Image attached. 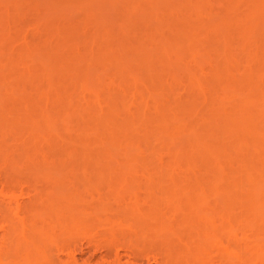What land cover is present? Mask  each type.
<instances>
[{
    "label": "bare ground",
    "instance_id": "6f19581e",
    "mask_svg": "<svg viewBox=\"0 0 264 264\" xmlns=\"http://www.w3.org/2000/svg\"><path fill=\"white\" fill-rule=\"evenodd\" d=\"M55 1L57 3L59 0H55ZM70 1L73 3L75 1L76 4L75 3L74 4L76 5L75 7L77 8V6L80 4H83L82 6H85L84 4L85 2H87L86 5L88 4L89 6L90 4L94 5L95 3H98L100 0H97L98 2L91 0L92 3L90 1L89 3L88 0H85V1L78 0L80 3L77 0H73V1L70 0ZM136 1H138L137 2V6H138V3H141L139 2L140 0H135V2H132V3H130L131 2L130 1L129 3L135 7L134 3H136ZM150 1L151 2L149 3V5L151 4L150 6L152 8L160 4L159 3L160 1H162L163 3L165 1L166 3L167 1H171V0H164V1L154 0L153 4H152V0ZM211 1L212 0H176L177 7H179V9L178 8L175 9L176 12L178 9V12L180 13H181L180 10L183 11L182 13L185 12V16H187L186 14H188V16L193 15L197 19H199V21H197L199 23L197 24L196 22V24L193 25L191 21L190 24L192 25H189L190 20L187 21L188 16L186 17L187 19L185 20L184 19L185 17L183 15V19L185 20L183 24L184 23L186 24V21H187L188 25L184 24V25L179 26L176 34L174 33L175 35H172L173 37H170L171 40L168 39V37L165 34H163L164 30H167V29L169 30L170 28V27H167L166 29L165 25L167 24V22L169 25H171L170 24L171 22L169 23L170 20L168 19L169 12L166 11L167 10L166 8L168 7L165 8L166 10H164V8L161 7V11H155L156 9L152 8L155 12L157 13L159 12L158 15L160 17H158L157 13H156L157 16L156 15L155 16L158 18H161V20L160 19H157V20H159L160 21L159 24H162L161 26L165 28L164 30L160 29L163 27L159 25L158 29L161 31L163 30V31L162 33L161 31L160 33H157L158 31L156 30L158 29L156 28L155 30L154 27L156 26H154L153 28L158 34L156 35L159 37V39L163 38L165 35L167 37V40H170L168 45L163 44L164 47L162 46L163 48H160L162 52H159V54H156L157 52L155 53L156 54L154 56L155 57L154 60H156L155 62H160L163 64V66L166 65L170 67L172 65L173 66L176 65V66H182L183 68L185 66H188V67L189 66H204L206 63L205 66H211L209 70L210 71L209 76L206 77L205 73L202 72L203 71L202 69V71L200 70V72L198 73H190V71L188 73L187 71V75H185L184 78L182 77L183 79L181 78L178 79V76L176 75L174 76V74L168 75L169 74L168 73L167 75L171 77V82L170 80L169 82L166 80L162 81L163 79L161 78L162 76H160V74L157 75L155 72H153V70L151 69L152 67L149 68L150 66H152L151 61L153 60H151V58H153L152 56L154 54L153 51H156V49L154 47H151L152 51L144 50L143 48L146 49L147 46L142 47L141 42L143 40L141 39L138 42H140L141 44L140 46L142 48L140 46L138 47L137 45L138 43H136L135 46L133 44L134 47L132 48L134 49L132 52L134 54L130 51L132 55L131 54L129 55V57H131L129 59L131 61L133 60L132 63L134 62V65L136 67L142 68L143 66L145 72L147 69H149L150 71L147 70L148 73L146 72L148 75H150L149 72H152L151 75L155 73L154 74L155 77L154 78L152 77L153 79L150 78L151 80L149 79V82L146 79L147 82L150 84V85L148 84L149 86L146 84L148 88H150V91L147 90L148 92L146 94L148 93L149 94L145 95V91H146L145 90L144 95H143L142 93L143 89L140 90L141 88L139 87L140 81L139 82L135 81L139 77L140 78L138 80L141 79L142 81L143 79H145L144 76L143 78H141L142 76L141 74H140L141 76H138L137 78L134 75L131 76L130 75L131 72H130L128 76L135 77L133 78V80L131 79L132 80L131 82H130V77L128 81L125 78L126 76H124V78L127 81L126 80L124 82L121 81L118 84L120 89L125 88V92L123 90V93L121 92L119 93V90L116 91L118 86L115 88V90L113 89L115 86V83L112 86L113 88L108 89L109 85L108 86L106 85V87H104V85L106 84V83L105 84L103 83L104 81L102 80L100 81L96 79L95 82L99 83L97 84L98 85L97 86L93 83L94 81L92 82L90 81L91 83L90 82L87 83V80L86 81L83 80V79H86L85 78L86 75H83L85 77L82 76L83 78L81 81L85 83L79 81L81 79L80 77L78 82H75V84L77 83V86L81 85L84 91L86 88L90 87L89 88L90 93H91L89 94L90 96L88 95L80 96L79 95L80 99L77 97L75 98L73 97L75 96L73 95V88H71L69 90H72V97H70L71 96L70 95L64 101V103L61 102L63 106H61L60 104L61 106L60 108L63 107V109H60V112L64 110L65 111V112L63 111L64 115L67 113L70 114L72 111L74 112L81 111L88 117L90 116L89 118H91V120L89 121L90 123L86 125L87 128L84 129L82 126L81 127L83 128V130L79 128L80 134L79 132H77L78 130L77 131L75 130L76 133H73L76 135L79 134L77 135L76 141H74L73 139L70 140L69 139L70 137L69 138L61 137L59 136V134H57L58 130L56 131V129H58V126H59L57 125V122L59 121L58 124L62 122V124H65V126L67 122V126H68V121H67L68 118H66L68 117V114L65 116L60 114V116H58L59 117L58 119L60 120H56L57 114H59L60 112L52 114L53 111L51 112V110L50 111L47 110L48 108L47 105L44 106L46 102L45 103L43 102L44 107L42 106L39 107L40 111H35L36 113L33 112L34 111L32 110L33 108L30 107L29 110L30 109L32 110V111L30 110L31 112H33L32 114L31 112L27 110V106L34 104L35 101L34 103L30 102V105H29V102H27L28 100L24 101L25 99L21 98L23 99L24 103L23 102L22 103L24 105L25 103H27L26 104L27 106L25 105L26 106L25 110H23V108L19 109L13 106L10 112L14 116H11L10 112H7V115L9 114L8 115L9 118L10 116L15 118L18 125L19 124L21 125V127L20 125L18 126V128L20 127V129H18L20 138H24V139H27L29 142L32 141L31 143H35V147H37L36 148L37 150H39L38 148L40 146H42L44 151L47 149L43 145H41V142L43 140H44L43 142H45L47 145L50 143V142L48 143L49 139H50L49 141L53 140V142L51 143H54L55 140L56 141L58 139L62 140L64 138V141H62L63 143L66 141L65 142L66 145L63 144L64 145L63 152H64L66 151L65 149L66 146L70 145L68 144V142L74 141V142H77V143H74L75 146L77 145L76 146L77 149L75 147L73 148L75 149V151L74 150L72 151L73 152L72 155H75L74 152H77V150H79V152H82L83 157L82 155H80L81 158L85 157L84 161L81 159L82 163H84L85 165L86 164L92 165V167H94L97 172L98 170H100L99 173L95 171V173H97L99 178H102L100 176H103L104 172L108 171V169L111 168V164L114 163V166H118L117 168L120 167L119 169L115 171V173L121 174L122 173L121 171L123 170L124 173L122 174L124 176L121 174V177L125 181H127L128 176H129L128 172H130L134 166L135 167L138 166V167H141L142 171H144L143 173H145L144 175H145V178L147 179V185L145 188L146 196L143 198L144 199L143 202L145 204L144 208L138 206V204L135 203L136 200L135 201L130 200L131 203H129L130 201H127L128 199L126 200L124 198L123 193H121L119 190L118 191L110 190L111 188L107 191L108 193L107 192L105 193L104 191H103L104 193L103 192L101 193L100 192L101 190H98V188L95 189L96 190L95 192H97L96 194L98 196L97 197L98 203L95 206H89L88 205L89 203L86 202L85 200V196L81 195L84 192L83 193L79 192L78 189H76L75 187H74L75 190L74 188L72 190V188H70L67 184H64L65 183L64 181L63 183L61 182L63 180V179L61 180L60 178L61 176L56 177L53 174H50L51 171L49 170H51L53 166L50 168L51 165L48 162L46 163L44 162L47 165L49 164L48 165L49 170L47 168H43V170L45 171L43 173L45 174L44 177L47 178L48 180L49 179L52 180V182L55 178L49 193L40 192L37 184L36 185L28 184L27 182L29 181L27 180L26 183L29 185L27 194L30 196L31 201L28 202V204L24 203L25 205L24 204L21 205L17 201L16 196L14 194H9L8 196V189L2 188L0 190V194L6 197L5 200L0 199L1 200L0 201V218L2 220V223L5 224L7 228L5 232L0 236V264H58L59 260L55 259L51 255V251L53 247L58 246L60 244L66 245L65 243H67L69 238L72 237V234L74 235L76 232L77 233L80 232V230L83 233L86 231L90 233L91 230H94L95 228L103 224L109 225L110 229L107 232L108 237L112 239H116V238L123 239L126 249L130 250V252H133L136 244L140 243L141 238L147 237L149 238V240L150 239L152 240L157 237L162 238L163 240H161L160 247L163 252V255H162L163 264H212L214 261H217L219 264H264V254L259 255L258 253H256L257 249L261 247L257 234H253L251 236H248L246 234V236H242L240 238H236V237L228 238L227 242L234 241L236 243V246L233 249H230L229 245H227L228 243L225 242L224 240V237L227 234H229L231 230H234L233 228H235L236 225L238 226L241 224H245L248 226L250 224L254 225V223L258 222L259 224L258 229L262 228L264 230V45H263L264 39H261V41L258 40V42L255 43L257 41L256 40L257 37L253 36L256 34V33L253 34L254 32L253 30L257 29L258 27L262 29L261 31L258 28L260 32H263V35H264V0H220L218 6L217 5L215 6L217 8H215L214 5L211 4ZM154 2L157 4H155ZM63 3L65 4V1L64 2L61 1V4ZM171 3L173 2L171 1ZM61 4L59 6H61ZM130 4L129 5L127 4L126 7L131 6ZM168 4L170 3L168 2ZM133 6H131V8ZM172 6L171 8L170 7L169 8L173 10L174 8ZM162 8H163V11H162ZM134 9L137 10V8H134ZM134 9L132 10L131 13H133ZM164 11H166V13ZM87 12L89 11H86V14ZM22 13L24 12H20V14ZM123 13L125 14V12ZM182 13L180 15H182ZM125 17L126 18L121 17V20L123 18L124 22L125 20L129 19L127 18V15ZM177 18L178 16L176 17V19ZM48 20H51V19H48ZM178 21H182V20L180 19ZM39 22H41V20H39ZM43 22H45V20L42 21V24L44 25ZM72 22L73 21H71V23ZM135 23H136V20H135ZM40 24L38 25L41 26L42 24L41 25ZM104 26L102 25L101 27L102 30L105 27H107V30H108L109 24L108 26L107 25L105 27ZM58 27L60 28L61 26L59 25ZM126 27L128 29L130 28L128 27V25ZM126 27L125 29H127ZM175 27H177V25ZM88 28L90 27L88 26ZM43 29H46V27L44 26ZM119 29H121V27ZM102 30H97V33H95L96 36H98L99 34L101 35L100 39L98 38L99 36L97 37L99 39V42L102 41V39L103 41H105L104 39L106 37L102 38V36L107 35V34L108 35L106 39L108 38L111 39L110 37L112 36H114L115 38L114 37L113 38L116 39V36L112 35L115 33L110 32L111 36H109L110 34L108 33V31H106V28L104 30V32L106 33H104ZM134 30H136V28ZM47 31L49 32L51 30L47 29ZM79 31L80 30L76 32L78 33L77 34L78 36L80 33ZM121 31L119 33H121ZM123 31H124L125 37L127 35H130L128 33L127 35H125L126 34L125 30ZM126 31L128 32V30ZM71 32L73 31L70 30L69 32L72 35L71 40H73L72 37L76 38L77 35L73 34L74 32L73 33ZM84 32L85 30L82 31L83 35H84ZM100 32H103L104 35L103 33H100ZM135 32L136 31H134V34ZM55 33L57 34L58 32H55ZM90 33L91 32H89V34ZM171 33L173 34V32ZM122 34L123 33L118 34V35H122ZM132 34L133 32H131V36ZM0 35L2 36V34ZM87 35L88 34L86 33L85 36L81 35L82 37L81 36L80 37L81 39L85 40L84 38ZM51 36L49 35V37ZM58 36H61V35L58 34ZM78 36L76 39L79 38ZM122 36L119 39H122L124 37ZM157 36H154L155 41H156V38H158ZM89 37L90 36L88 35V39ZM126 38L128 39V37ZM126 38H124L125 41H123L125 43L127 41ZM147 38L149 39V37ZM66 39L68 41V38ZM152 40H150V43L152 42ZM86 41H87V37H86ZM262 41H263L262 44L259 43ZM71 42H75V41H71ZM81 42L82 44H84L85 41L84 42L81 41ZM90 42L91 41L89 40V43ZM162 42L160 43L162 44ZM204 42H206V46H204ZM100 44L102 45V43ZM122 44L123 43H121V45ZM64 45L65 46L61 45V47H63L62 50L65 49L67 46L66 43ZM85 45H87L86 42L84 46ZM94 45L95 46L97 45L96 48L98 46H99L98 48H100V45H98V43H95ZM71 46L72 45H70V47L67 46V48L68 47L72 49L76 48V46L74 45H73L74 48ZM93 46L91 45V47ZM126 47L127 46H125V49ZM67 48L66 50L68 51L69 49ZM115 48L113 47L114 50H116ZM122 48L124 50V47ZM77 49H78V46H77ZM119 49L121 48L119 47ZM50 50H54V49H50ZM90 50L92 49L90 48ZM108 50L110 51H108L107 53L112 52L111 49H108ZM212 50L215 51V58L212 55L214 53V51ZM97 51L95 52L99 53V51L98 52ZM208 51L209 53H211L210 55ZM77 52H78L77 55L76 53L71 54V55L77 59V62L79 64V61H81L82 58L79 55L80 53L78 50ZM80 52L82 53V50ZM25 54H26V51H25ZM67 54L69 55V53ZM113 54L114 52H112L111 55L109 56H113L112 57L113 59H116L119 61V58H117V56H114V55H117L118 52L117 54H114V55ZM200 55L202 56V58L203 57L205 58L203 59L204 64L203 63L201 64L199 63L200 61H197L199 59V58L197 59V57L198 56L200 57ZM27 56L25 57L27 58ZM62 56L63 54L61 55V57ZM83 56L84 55H82V57ZM208 56H211L212 60H210L211 58ZM112 58H109V59H112ZM91 59H92V56H91ZM68 60H71V59H68ZM24 61H22L23 64L24 63L26 64V62ZM75 61L73 60L70 62L72 63L74 62V64H77V62ZM83 61H85V59ZM103 61L105 63L107 62V60H105L104 58H103ZM108 61H111V63H113L112 60H108ZM131 61L129 62L131 63ZM70 62L67 61V63H70ZM104 62H102L103 65H104ZM155 62H153V64ZM46 63H49V62H46ZM40 65H42L43 68H45L46 66L43 64H40ZM53 65L54 64L52 63V66ZM108 65H110L109 62H108ZM155 65H158V64L155 63ZM74 66L75 65H73V67ZM77 66L75 68L69 67V69H71V71L73 70L75 71ZM122 66H124V63L122 64ZM233 66L234 67L240 66V68L241 66L242 67L246 66V68L244 69H247V67L249 68L250 66H253L255 73L251 70V68H249L248 71L245 72L246 73L245 76L247 75L248 72L249 73L253 72V74L255 75L254 79H253L254 75L251 74L253 76H250L249 78L248 75L250 74L248 73L247 77L244 76L245 80H241L240 78L238 82L234 81L235 82L234 83L233 82L234 80ZM189 69L191 70V67H189ZM199 69H201V67ZM43 71H45V69H43ZM68 71L69 70H66V72ZM77 71L75 72V74L77 73L76 78H77L78 73H80ZM160 71L158 70L157 73H160ZM185 71H186L185 69L184 71L182 70L183 73H185ZM82 72H83V69H82ZM162 72L164 73V76H165L166 72L163 70ZM240 73L238 74L244 75ZM50 74L51 73L45 74L47 76V78L45 79H47L46 81L48 85L46 89L49 86L52 88V86L54 85L52 82L54 78H48ZM80 75H82V73H80ZM123 75L122 74L119 75L117 73L118 77H121ZM225 75L228 78L231 77V79L233 80L232 81L228 80V78ZM158 76L161 79H159ZM57 77L55 80H57ZM237 78L238 77H236V81L238 80ZM246 78H249L250 80ZM49 79H53V80L52 81L50 80L48 82ZM73 79L75 78L73 77ZM77 79L75 80L77 81ZM67 81L69 85H71L69 82V79ZM79 82L81 83L80 85L78 84ZM71 83H74L72 82V79H71ZM89 83L93 84V86L90 85ZM117 83L118 82H116V85ZM120 83L122 84L121 87H120ZM143 83L145 82H142L141 84ZM236 83L238 84L235 85ZM88 84H89L88 87L83 88L84 86H87ZM126 84L129 86H127ZM123 85L127 86V88L124 87ZM143 85H140V86H143ZM179 85L183 86L180 88L182 90L180 91L178 90L176 92V90L178 89L176 87L174 91L173 89L175 87L173 86L179 87ZM57 86L56 87L54 86V91L56 92V94L59 93L57 92L58 90ZM81 86L79 90L81 89ZM50 87L47 90H50V94H52L51 93L52 90ZM73 87L75 88V85ZM102 88L103 89L107 88L108 90H111L109 91V95L107 94L108 97L106 99H104V97L102 96L106 92L104 93L102 92L101 94V91H103ZM63 90H65V88ZM79 90L77 89V91ZM87 91L88 89L86 90V93ZM75 94L77 96L79 93L78 94L75 93ZM28 97L30 98V96ZM31 98H34V96L31 95ZM62 98H64L63 95H62ZM99 98H100V101H104V103L102 102V104L104 105L101 104V102L99 101ZM21 99L19 101H22ZM45 101L49 102V100L47 99ZM56 101H59V99L58 100L56 99ZM36 102L38 103L37 100ZM51 102H54V101H50V103ZM0 103H1V99H0ZM17 103L18 105H20L19 102ZM150 104H152L151 108L149 106ZM13 105H15V103ZM46 106L47 108L45 109ZM105 106L109 108L107 109ZM103 107L109 110L110 112L109 111L105 112L106 109L104 110ZM95 109L97 111H95ZM93 112L94 113L99 112V114H94ZM82 117H85V116L82 115ZM193 117L195 119H193ZM89 118L87 119L89 120ZM0 119L2 120V122L5 120L7 121V119L3 120L1 115H0ZM9 120H11V118ZM82 120L84 119L82 118ZM14 123L15 125L17 124L16 122ZM220 125L224 126L226 130L222 131L220 129V131L222 132H219L218 131L219 128L222 127V126L220 127ZM42 126L45 127L46 131L41 129ZM215 126L216 127L218 126L217 130ZM72 127H71L72 130L70 129V131H73L74 129H78L76 127L73 129ZM67 129H69V127H67L64 130L66 131ZM119 131L121 133L123 132V134H120ZM116 132H118V134ZM89 136H92V138ZM105 137L108 138V140H110V142L109 143L107 142V144L105 141L106 140ZM176 139H179V140L181 139L182 142H184L185 140V143L182 144L181 140L178 142V140ZM57 142H55V144ZM104 142L106 144L105 147L109 145V149L116 148L118 150L117 151L115 149L117 151L116 153L117 154L119 153V155L121 156L120 157L117 155L118 157L121 158V160L119 158V160H116L113 162V161H110L104 158L103 153L106 155V152L108 154L110 151V150L108 151L106 150L108 149V147L105 148L104 152L102 150L103 153L99 152L103 156L100 155L96 151L99 149L98 147L99 145L104 147ZM3 143L4 142H2V144ZM38 143H40V145ZM176 143L177 144L180 143L181 145L178 144L176 146L175 145ZM60 144L61 142L56 145L61 146L62 144L61 145ZM89 145L90 146L92 145V147L94 146L93 148H95V146L98 148H95V151H94V149L91 148ZM117 147H119V149ZM42 148H40L39 151H43ZM144 148L147 149L148 152L147 150L143 151ZM48 149L47 151H50V152L52 151L53 153L54 151L53 147L51 148L53 150L51 149L48 150ZM114 149H112L111 153L115 154ZM71 150L69 151L71 152ZM91 150L93 151L90 152ZM31 151L34 152L36 150L33 151V148H32ZM31 151L29 150V151H26V153H24L25 154L24 160H21L22 158H24V156H22L23 154L22 153L20 154L21 155L20 160L13 159L12 157H8L4 159L2 163L5 168H11V167L13 168V166L20 168L22 166L25 167L26 165L29 166V168L30 166H33V168L38 167V165H41V164L38 160L36 161L30 158L31 156L33 158ZM27 152L30 153L31 155L29 156ZM41 153L40 155H42L44 152L42 154ZM68 153L69 152L67 151L66 155ZM86 153L87 155H85ZM145 153L147 154L145 155ZM163 154L168 156L167 158L168 160L166 159L165 161V158H164L165 155L163 157ZM35 155L36 157H38L37 154ZM48 156L50 155L48 154ZM72 157L73 156H69V158H72ZM62 162L63 160H61V163L58 162V164L59 163L61 164V167L63 165ZM41 163L43 164V161ZM51 163H53L54 165V162L52 160H51ZM55 163L56 165H58L57 161H55ZM82 163L81 165H83ZM83 166L81 167L83 168ZM55 167L57 166H54V168ZM121 168L122 170H120ZM199 171H202L204 175L207 174L208 177H204L202 175V172H199ZM200 173L202 176L199 175ZM99 174H103V175H99ZM195 174H198L199 177L195 176ZM132 176L133 175L130 174L129 177H131L132 179L133 178ZM56 178L60 179L61 181ZM18 179L20 178L18 177ZM18 179L16 177L14 180H11L10 185H11V189H17L21 191L20 184L22 183L19 182L21 179L20 180ZM35 180H32V181L35 182ZM63 184L65 185L66 188L69 187L71 190H69L68 188V189H65L66 190L65 192L64 190L65 187ZM76 190L78 192H76ZM55 192L57 193L56 196L54 194ZM135 193L133 194L135 195ZM90 194L92 195V193ZM109 200H112L113 203H117V204L120 203L121 205L118 207H114V208L110 207L107 209V207L105 206V202L106 201L108 202ZM125 200L127 202H125ZM114 216L116 218H113ZM54 226L60 227V228L65 227L63 228V230L65 229L64 231L66 234L63 233L64 231H62V233L60 234L61 236L51 235L50 230H51V227H54ZM209 227H212V228H209ZM117 228H119L120 230L119 232L116 231ZM129 234H133L134 239L128 238L127 236ZM214 250L222 252L219 254V257L216 259H214V257L211 255V251H214ZM68 263L71 264L72 262L69 261Z\"/></svg>",
    "mask_w": 264,
    "mask_h": 264
},
{
    "label": "rangeland",
    "instance_id": "374dc122",
    "mask_svg": "<svg viewBox=\"0 0 264 264\" xmlns=\"http://www.w3.org/2000/svg\"><path fill=\"white\" fill-rule=\"evenodd\" d=\"M61 1H65V4L63 3V4H61ZM67 1H68V3L70 2V3H72V4H68L67 3ZM73 1V0H72ZM78 1V0H77ZM85 1V0H84ZM91 2V0H88V2ZM95 2L97 1V0H94ZM103 1V2H102ZM100 0L98 3H95V2H93V3H95L94 5H89L88 6V4L86 5V3L87 2H85L84 4H85V6H82L83 4H80V5H78L77 6V8L75 7L76 5V3H75V1H74V3L73 2H71L70 0H59L57 3H56V1L55 0H52V1H50V0H10V1H8V0H0V34H2V36L0 35V99H1V103H0V115H1V117H2V119L4 120V119H7V121L5 120V121H3L2 122V120L0 119V141H1V143H0V190L2 189V188H4V189H8V196H9V194H14L15 196H16V199H17V201L19 202V204H28V202H30L31 200H30V196L27 194V191H28V189H29V185L28 184H32V185H36L37 184V186L39 187V190H40V192H42V193H45V192H50V190H51V186L53 185V182H54V180H55V178H54V180H53V182H52V180H48L47 178H45L44 177V175L45 174H43L45 171L43 170V168H49L48 167V165L50 164L51 166H50V168L53 166V168H54V166H57V167H55L54 169L52 168L51 170H49V171H51L50 172V174H53L54 176H61L60 178H61V180L60 179H58V178H56V179H58V180H60L62 183H63V181L65 182L64 184H67L70 188H72V190H73V188L75 187L76 189H78V191L79 192H84L83 194H81V195H83V196H85V200H86V202H88L89 204V206H95L97 203H98V196H97V192H95L96 190L95 189H97L98 188V190H101L100 192L102 193L103 191L106 193L110 188V190H119L121 193H123V196H124V198L127 200V201H135L136 200V204H138V206H140V207H142V208H144L145 207V204H144V197L146 196V193H145V188H146V185H147V179L145 178V173H143L144 171H142V168L141 167H133L132 169H131V171L130 172H128V175L130 176V174H132L133 176V178L131 179V177H129L128 176V179H127V181H125L122 177H121V174L122 173H124L123 172V170H122V168L120 169V170H122L121 172V174H118V173H115V171L117 170V169H119V168H117L118 166H114V163H112L111 164V168L110 169H108V171H106L107 170V168H106V172H104V175L103 174H99V175H103V176H100V177H102V178H99V176L97 175V173H99L100 172V170H98V172L96 171V169L94 168V167H92V165H85L84 163H82V160L84 161L85 160V157L84 158H81V156L80 155H82L83 153L82 152H79V150H77V152H74L75 153V155H72L73 154V150L75 151V149H73L74 147L77 149V145L75 146V144L74 143H77V142H74V141H76V138H77V135H79L80 134V131H79V128H81V130H83V128L85 129V128H87V126L86 125H88V123H90L89 121L91 120V118H89L87 115H85L83 112H81V111H72L70 114H68L67 112V114H68V117H66V118H68L67 119V121H68V126H67V122H66V126H65V124H62V122H60L59 124H58V122L56 121V120H60V119H58L59 117L58 116H60V114H62V115H64V113H63V111L64 110H62L61 112H60V109H63V107L62 108H60L61 106H63L62 105V103H64V101L70 96V97H72V90H69V89H71V88H73V95H75V96H73V97H77V98H79L80 99V96H90L89 94H91L90 93V90H89V88H86L85 89V91L82 89V86L80 85L81 83L80 82H83V81H81L82 80V78L83 77H85V76H83V75H86V79H83V80H87V83L88 82H92V81H94L93 83L95 84V85H97V84H99V83H96L95 81H96V79H98V80H102V81H104L103 83L105 84L104 85V87H106V85L108 86L109 85V87H108V89L110 88H113L112 86H113V84L115 83V86H114V90H115V88L118 86V88H119V82H124L126 79L129 81V77L130 76H128L129 74H130V72H131V76H135V77H137L138 78V76H141V78H143V76H144V78L145 79H143L142 81H141V79L140 80H135V81H140V83H139V87L141 88L140 90H142L143 92V95H144V91H145V95H148V94H146L148 91H150V88H148V86L150 85L148 82H149V79L151 78V79H153L155 76H154V74L156 73L157 75L158 74H160V76H162L161 78H163L162 79V81H168L169 82V80H170V82H171V77H169L168 75H171V74H174V76L176 75V76H178V79H183L184 77H185V75H187V71H188V73H189V71H190V73H198V72H200V70L202 71V69H203V71L202 72H204L205 73V76L207 77V76H209V73H210V67L211 66H205L206 65V63H205V65L204 66H189V67H191V70L189 69V67L188 66H185L184 68L182 67V66H176V65H172V66H170V67H168V66H163V64L162 63H160V62H155L156 60H154V56L156 55V54H159V52H162V50L160 49V48H163L164 47V45L163 44H165V45H168L169 44V41L171 40V38L170 37H173L172 35H175L176 34V32H177V29H178V27L179 26H181V25H184L183 24V22H185V20L188 18V20L187 21H189V25H195L196 24V22L197 21H199V19H197L195 16H193V15H190V16H188V14H186L187 16H185V12L184 13H182L183 11L182 10H180L181 11V13H182V15H180L181 13L180 12H178V9H179V7H177V4H176V0H171L173 3H171V1H167L166 3H165V1H164V3L162 2V1H160L159 3L160 4H158V5H156L155 6V4H157V3H155L154 4V6L155 7H152L153 9H156L155 11H161V7H163L164 8V10H166V11H168L167 13H168V19L170 20L169 21V23L171 24V25H169L168 24V22H167V24L165 25V27H166V29H167V27H170L169 28V30L171 31V32H173V34L167 29V30H164L165 28L163 27V26H161L162 24H159L160 23V21L159 20H157V19H160L161 20V18H158V17H160L158 14H159V12L157 13V12H155L152 8H151V4L149 5V3L151 2L150 0H140L139 2H141V3H138V6H137V2L138 1H136V3H134L135 4V7L132 5V4H130V3H132V2H135V0L133 1V0ZM145 1H147V2H145ZM153 1L154 0H152V4H153ZM156 1V0H155ZM219 1L220 0H212L211 1V4H213L214 5V7L217 5L218 6V4H219ZM79 2V1H78ZM77 2V3H78ZM89 2V3H90ZM128 2V3H127ZM130 2V3H129ZM168 2L170 3V4H168ZM175 2V3H174ZM212 2H214V3H212ZM218 2V3H217ZM80 3V2H79ZM92 3V2H91ZM129 5H131V6H133L134 8H137V10L136 9H134L133 7V9H134V11H133V13H131L132 12V8H131V6H127L126 7V5L127 4ZM143 3V4H142ZM145 3V4H144ZM61 4V6H59ZM74 4V5H73ZM142 4V5H141ZM166 4V5H165ZM174 4H176V5H174ZM56 5V6H55ZM121 5V6H120ZM145 5V6H144ZM163 5V6H162ZM169 5V6H168ZM174 8L173 10L172 9H170L171 8V6ZM127 8H125V7ZM153 6V5H152ZM157 6H159V7H157ZM165 6V7H164ZM175 6V7H174ZM179 6V5H178ZM141 7V8H140ZM166 7H168V8H166ZM170 7V8H169ZM122 8V9H121ZM163 8H162V11H163ZM166 8V9H165ZM176 8H178L177 9V12H176ZM215 8H217V7H215ZM122 10V12H121V10ZM151 9V10H150ZM160 9V10H159ZM170 9V10H169ZM127 10V11H126ZM131 10V11H130ZM136 10V11H135ZM175 10V11H174ZM85 11V12H84ZM86 11H89V12H87V14H86ZM92 11V12H91ZM120 11V12H119ZM138 11V12H137ZM166 11H164L165 13H166ZM14 12V13H13ZM20 12H24V13H22V14H20ZM83 12V13H82ZM123 12H125V14L123 13ZM176 12V13H175ZM149 13V14H148ZM154 13V14H153ZM156 13H157V15H158V17H156L157 15H156ZM90 14V15H89ZM121 14V15H120ZM134 14V15H133ZM172 14V15H171ZM177 14V15H176ZM179 14V15H178ZM86 15V16H85ZM127 15V18H129L128 20H125V22H124V19L123 18H126L125 16ZM154 15V16H153ZM156 15V16H155ZM176 15V16H175ZM183 15H184V19H183ZM53 16V17H52ZM55 16V17H54ZM84 16V17H83ZM178 16V18L176 19V17ZM182 16V17H181ZM191 16H192V18H191ZM12 17V18H11ZM59 17V18H58ZM121 17H123L122 18V20H121ZM155 19H154V18ZM167 17V16H166ZM170 17V18H169ZM187 17V18H186ZM62 18V19H61ZM88 18V19H87ZM119 18V19H118ZM151 18H152V20H151ZM174 18V19H173ZM190 18V19H189ZM196 18V19H195ZM48 19H51V20H48ZM54 19V20H53ZM59 19V20H58ZM150 19V20H149ZM168 19H166V20H168ZM182 20V21H178V20ZM18 20V21H17ZM39 20H41V22H39ZM45 20V22H43L44 23V25L42 24V21H44ZM84 20V21H83ZM93 20V21H92ZM135 20H136V23H135ZM155 20V21H154ZM184 20V21H183ZM57 21H61L60 22V24H59V22H57L61 27L59 28L58 26V24L56 23ZM63 21V22H62ZM71 21H73L72 23H71ZM80 21V22H79ZM118 21V22H117ZM120 21V22H119ZM132 21H134V22H132ZM142 21V22H141ZM149 21V22H148ZM154 21V22H153ZM176 21H178V22H176ZM186 21V24L185 25H188V22ZM192 21V24H190V22ZM195 21V22H194ZM55 23V25H54V23ZM65 22V23H64ZM100 22V23H99ZM122 22V23H121ZM128 22V23H127ZM131 24H130V23ZM144 22H145V24H144ZM156 22H158V23H156ZM173 22V23H172ZM36 25H35V24ZM42 25H41V24ZM53 23V24H52ZM68 25H67V24ZM71 23V24H70ZM84 23V24H83ZM91 23V24H90ZM148 23H149V25H148ZM175 23H176V25H177V27H175L176 25H175ZM182 23V24H181ZM199 22H197V24H198ZM38 24H40L41 26H39ZM56 24H57V26H56ZM75 24V25H74ZM88 24V25H87ZM104 24H105V26L107 25L108 26V24H109V27H108V30H107V27H105L104 26ZM135 24V25H134ZM137 24V25H136ZM155 24V25H154ZM38 25V26H37ZM47 25H48V27H47ZM82 25V26H81ZM102 25L106 28V31H108V33L110 34V32H112V33H115V34H112V35H115L116 36V39H114L115 37L114 36H112V37H110L111 39H106L107 38V35H104V33H106V32H104V30H105V28H103V30H102ZM112 25V26H111ZM119 25V26H118ZM128 25V27H130L129 29L126 27ZM132 25V26H131ZM161 26V27H163V28H160V29H163L164 30V32H163V34H165L167 37H168V39H170V40H167V37L164 35V37L163 38H161V39H159V37L157 36L158 34L157 33H160V31L161 30H159L158 28V26ZM175 25V26H174ZM46 27V29H43V27ZM55 26V27H54ZM64 26V27H63ZM85 26V27H84ZM88 26L90 27V28H88ZM152 26V27H151ZM154 26H156V27H154ZM77 27V28H76ZM121 27V29H119ZM125 27L127 28V29H125ZM138 27V28H137ZM142 29H141V28ZM144 27V28H143ZM149 27V28H148ZM151 27V28H150ZM155 28V30H156V28L158 29V30H156V31H158L157 33H156V31L154 30V28ZM175 27V28H174ZM50 28V29H49ZM66 28V29H65ZM74 28H76V29H74ZM100 28V29H99ZM124 28V29H123ZM136 28V30H134ZM259 28V27H258ZM255 29V30H253L254 32H253V34L254 33H256L255 35H253L254 37H257L256 38V40H254V41H256L255 43H257L258 42V40H260L261 41V39H264L263 38V32H260V30L262 31V29L261 28H259V29ZM47 29L48 30H51V31H47ZM53 29V30H52ZM61 29V30H60ZM71 31H73V32H71V33H73V34H75V35H77L78 33H76V32H78V30H80L79 32L81 33H79V38L78 39H76L77 38V36H76V38H74V37H72L73 38V40H71V34L69 33L70 32V30ZM81 29H82V31H84L85 30V32H84V35H83V33H82V31H81ZM92 29V30H91ZM95 29H96V31H95ZM125 30V35H127V33L128 34H130V35H127L126 37H128V39L124 36V31L123 30ZM146 29V30H145ZM150 29V30H149ZM4 30V31H3ZM44 30V31H43ZM64 30V31H63ZM67 30V31H66ZM91 30V31H90ZM97 30H102L103 32H100V33H103V35L104 36H102V38L103 37H106L104 40L105 41H103V39H102V41H100L99 42V39H100V37H101V35L99 34H97L98 36H96V34L95 33H97ZM111 30H113V31H111ZM119 30V31H118ZM122 30V31H121ZM126 30H128V32L126 31ZM148 30H149V32H148ZM162 30V31H163ZM47 31V32H46ZM53 31V32H52ZM95 31V32H94ZM116 31H117V33L118 34H121V33H123L122 35L124 36H122V35H118L117 33H116ZM121 31V33H119ZM134 31H136L135 32V34H134ZM140 31V32H139ZM144 31V32H143ZM162 31H161V33H162ZM55 32H58L57 34L55 33ZM89 32H91L90 34H89ZM99 32V31H98ZM131 32H133V34H132V36H131ZM142 32H143V34H142ZM151 32V33H150ZM154 32V33H153ZM166 32V33H165ZM52 33H54V34H52ZM69 33V34H68ZM86 33L91 37H89V39H88V35L86 36L87 37V41H86V37L84 38L85 40H83V39H81V37L82 36H85L86 35ZM138 33V34H137ZM152 35H150V34ZM171 33V34H170ZM175 33V34H174ZM261 33V34H260ZM58 34H60L61 36H58ZM92 34H94V35H92ZM118 36H117V35ZM137 34V35H136ZM157 34V35H156ZM4 35V36H3ZM49 35L51 36V37H49ZM53 35H54V37H53ZM55 35H57V36H55ZM64 35V36H63ZM82 35V36H81ZM136 35V36H135ZM141 35V36H140ZM263 35V36H262ZM26 36V37H25ZM46 36H48V37H46ZM70 36V37H69ZM74 36V35H73ZM81 36V37H80ZM93 36V37H92ZM109 36H111V34L109 35ZM108 36V37H109ZM123 37L122 39H119L120 37ZM140 36V37H139ZM154 36H157L158 38H156V41H155V37ZM253 36H252V38H253ZM260 36V37H259ZM24 37V38H23ZM62 37V38H61ZM99 39H98V38ZM114 37V38H113ZM135 37V38H134ZM138 37H139V39H138ZM147 37H149V39L147 38ZM203 37V36H202ZM60 38V39H59ZM66 38H68V41H67V39ZM70 38V39H69ZM114 40H113V39ZM118 38V39H117ZM124 38H126V43L125 42H123V41H125L124 40ZM151 38V39H150ZM154 38V39H153ZM45 39V40H44ZM58 39V40H57ZM66 39V40H65ZM130 39V40H129ZM137 39V40H136ZM143 40L142 42H141V44H142V47L143 46H147V48L145 49V48H143L144 50H149V51H152V49H151V47H154L155 49H156V51H153L154 52V54L152 55L153 56V58H151V60H153V61H151L152 62V66H150L149 68H151L152 70H153V72H155V73H153L152 75H151V73L152 72H149L150 73V75H148L147 73V70L148 71H150L149 69H147L146 70V72H145V70H144V68H143V66H142V68L141 67H136L135 65H134V62L132 63V61L129 59V58H131V57H129V55L131 54V52L133 51V49L134 48H132V47H134L135 45H136V43H138L137 45H138V47L141 45L140 44V42H138V41H140V40ZM145 39V40H144ZM147 39V40H146ZM153 39V40H152ZM165 41H164V40ZM77 40V41H76ZM89 40L91 41L90 43H89ZM150 40H152V42L150 43ZM159 40V41H158ZM162 40H163V42H162ZM60 41V42H59ZM66 41V42H65ZM71 41H75V42H71ZM81 41H85L86 42V44L87 45H85L84 46V44H85V42H84V44H82V42ZM107 41V42H106ZM110 41V42H109ZM119 41H120V43H119ZM147 41V42H146ZM155 41V42H154ZM167 41V42H166ZM264 41V40H263ZM263 41L262 42H259V43H263ZM49 42H50V44H49ZM69 42H71V43H69ZM77 42V43H76ZM116 42V43H115ZM132 42V43H131ZM145 42V43H144ZM160 42H162V44L160 43ZM53 43H55V44H53ZM63 43V44H62ZM66 43V45L67 46H69L70 47V45H72L71 47H73L74 48V46H76V48H74V49H72V48H67V46H66V48L67 49H69L68 51L66 50V48L65 49H63L62 50V48L63 47H61V45L62 46H65L64 44ZM75 43V44H74ZM92 43V44H91ZM95 43H98V45H100V48H96V46L94 45ZM100 43H102V45L100 44ZM104 43V44H103ZM105 43H106V45H105ZM109 43V44H108ZM121 43H123L122 45H121ZM148 43V44H147ZM158 45H157V44ZM49 44V45H48ZM68 44H70V45H68ZM77 44V45H76ZM133 44H134V46H133ZM58 45V46H57ZM74 45V46H73ZM91 45L93 46V47H91ZM116 45V46H115ZM124 45V46H123ZM160 45V46H159ZM264 45V44H263ZM37 46V47H36ZM77 46H78V49H77ZM83 46V47H82ZM107 46V47H106ZM110 46V47H109ZM125 46H127L126 47V49H125ZM163 46V47H162ZM204 46H206V42H204ZM203 46V47H204ZM39 47V48H38ZM51 47V48H50ZM59 47H60V49L62 50H60L59 49ZM112 47V48H111ZM113 47L116 49V50H114L113 49ZM119 47L121 48V49H119ZM122 47H124V50H123V48ZM130 47V48H129ZM141 47V46H140ZM141 47V48H142ZM148 47H150V48H148ZM166 47V46H165ZM37 48H38V50H37ZM46 48V49H45ZM90 48L92 49V50H90ZM102 48V49H101ZM118 48V49H117ZM129 48V49H128ZM131 48H132V50H131ZM154 48H153V50H154ZM35 49V50H34ZM50 49H54V50H50ZM59 49V50H58ZM82 50V53L80 52L81 50ZM84 49H86V50H84ZM94 49V50H93ZM96 49V50H95ZM100 49V50H99ZM104 49V50H103ZM108 49H111L112 50V52H114V54H117V52H118V54L117 55H114V56H117V58H119V61L118 60H116V59H113L112 57L113 56H109V55H111V53H107L108 51H110V50H108ZM58 50V51H57ZM74 50V51H73ZM77 50L79 51V55L81 56V61H79V59H78V61H79V64H78V62H77V59L76 58H74L71 54H75L76 53V55L78 54V52H77ZM99 51V53H96L95 51ZM119 50V51H118ZM126 50V51H125ZM25 51H26V54H25ZM66 51V52H65ZM76 51V52H75ZM89 51V52H88ZM97 51V52H98ZM101 51V52H100ZM117 51V52H116ZM131 51V52H130ZM212 51H214V50H212ZM120 52V53H119ZM121 52H123V53H121ZM157 52V53H156ZM22 53V54H21ZM63 54V56L61 57V55ZM67 53H69V55L67 56L66 54ZM102 53V54H101ZM104 53V54H103ZM133 53V52H132ZM156 53V54H155ZM208 53H209V51H208ZM23 54H25V55H23ZM120 54V55H119ZM126 54V55H125ZM134 54V53H133ZM150 54H151V52H150ZM211 53H209V55H210ZM28 55V56H27ZM74 58H72L71 56ZM82 55H84L83 57H82ZM104 57H103V56ZM132 55V54H131ZM213 56H214V58H215V51H214V53L212 54ZM25 56H27V58L25 57ZM66 56V57H65ZM75 56V55H74ZM91 56H92V59H91ZM105 59V60H107V62L105 63L104 61H103V58ZM120 56H121V58H120ZM123 56H124V58H123ZM202 56H203V54H202ZM202 56L200 55V57L198 56L197 57V61H200L199 63H203V59H205L204 57L202 58ZM60 57V58H59ZM71 57V58H70ZM77 57V56H76ZM88 57H90V58H88ZM106 57V58H105ZM127 57V58H126ZM208 57H210L211 59L210 60H212V57L211 56H208ZM22 58V59H21ZM59 58V59H58ZM65 58V59H64ZM67 58V59H66ZM78 58H79V56H78ZM87 58V59H86ZM102 58V59H101ZM109 58H112V59H109ZM126 58V59H125ZM213 58V59H214ZM56 59V60H55ZM58 59V60H57ZM68 59H71V60H68ZM85 59V61H83ZM90 59V60H89ZM120 59H121V61H120ZM123 59V60H122ZM25 60V61H24ZM55 60V61H54ZM60 60V61H59ZM75 61V62H77V64H78V66H77V64H74V62L72 63V62H70V61ZM108 60H112V62L113 63H111V61H108ZM22 61H24V62H26V64L24 63L23 64V62ZM64 61H65V63H64ZM67 61L68 62H70V63H67ZM129 61H131V63L129 62ZM20 62V63H19ZM46 62H49V63H51V64H49V63H46ZM56 62V63H55ZM102 62H104V65H105V67H104V65H103V63ZM108 62H109V64L110 65H108ZM153 62H155L156 64H158V65H155V63L153 64ZM46 63V64H45ZM52 63L54 64L53 66H52ZM124 63V66H125V68H124V66H122V64ZM40 64H43V65H46L45 66V68H43V66L42 65H40ZM64 64V65H63ZM75 65L74 67H73V65ZM81 64V65H80ZM113 66H112V65ZM160 64V65H159ZM204 64V63H203ZM19 65V66H18ZM20 65H22V66H20ZM26 65V66H25ZM51 65V66H50ZM61 65H62V67H63V69H62V67H61ZM69 65V66H68ZM154 65V66H153ZM162 65V66H161ZM208 65V64H207ZM30 66V67H29ZM77 66V70H79V71H77L76 69H75V71L73 70V71H71V69H69V67L70 68H75ZM80 66V67H79ZM84 66V67H83ZM108 66V67H107ZM128 66V67H127ZM37 67H39V68H37ZM41 67V68H40ZM58 67H60V68H58ZM115 67V68H114ZM123 67V68H122ZM145 67V66H144ZM166 67H168V68H166ZM177 67V68H176ZM198 67V68H197ZM201 67V69H199ZM238 67V68H237ZM68 68V69H67ZM79 68V69H78ZM80 68H81V70H80ZM122 68V69H121ZM146 68V67H145ZM156 68V69H155ZM163 68V69H162ZM165 68V69H164ZM180 68H182V69H180ZM233 68H234V70H233ZM233 68H232V70L234 71V80L233 79H231V77H227L226 75V77L228 78V80H233V82L235 81V82H238L239 81V79L241 78V80H245L244 79V76H245V72H247L248 71V69L249 68H251V70L255 73V71H254V69H253V66H250L249 68L247 67V69H244V68H246V66L244 67H242L241 66V68H240V66H233ZM238 70H237V69ZM41 69V70H40ZM43 69H45V71H43ZM47 69H48V71H47ZM82 69H83V72H82ZM109 69V70H108ZM121 69V70H120ZM163 71H165L166 73V75L164 76V73L162 72V70ZM170 69V70H169ZM184 69L186 70L185 71V73H183L182 72V70L184 71ZM196 69V70H195ZM197 69H198V71H197ZM240 69V70H239ZM37 70H39V71H37ZM64 70V71H63ZM66 70H69L68 72H66ZM123 70V71H122ZM134 70V71H133ZM158 70L160 71V73H157L158 72ZM231 70V71H232ZM236 70H237V72H236ZM245 70V71H244ZM250 70V71H251ZM60 71V72H59ZM80 72V73H82V75H80V73H78V75H77V78H76V74H75V72ZM120 71H121V73H120ZM143 71V72H142ZM175 71V72H174ZM193 71V72H192ZM230 71V72H231ZM240 71H241V73H240ZM251 71V72H252ZM44 72V73H43ZM62 72H63V74H62ZM65 72V73H64ZM72 72V73H71ZM124 72V73H123ZM242 72H244V73H242ZM253 72L252 73H249L250 75H248V73H247V75H248V77L250 78V76H253L254 74H253ZM41 73H43V74H41ZM49 74V73H51L49 76H48V78H54V80L56 79V77H57V80H53V79H49L48 80V82L51 80H53L52 82H53V86H52V88H51V93L52 94H50V90H47L46 89V87L48 86L47 85V79H45V78H47V76L45 75V74ZM74 73V74H73ZM113 73V74H112ZM117 73L120 75V74H124L123 76H121V77H118L117 76ZM134 73V74H133ZM143 73V74H142ZM169 73V74H168ZM238 73H240V74H244V75H239ZM60 74V75H59ZM68 74V75H67ZM110 74V75H109ZM141 74V75H140ZM168 74V75H167ZM251 74H253V75H251ZM72 75V76H71ZM229 75V74H228ZM232 75V74H231ZM236 75V76H235ZM247 75L245 76V77H247ZM42 76H43V78H42ZM46 76V77H45ZM51 76H53V77H51ZM83 76V77H82ZM108 76V77H107ZM124 76H126L125 78H124ZM173 76V75H172ZM71 77V78H70ZM73 77L75 78V79H77V81L75 80V79H73ZM80 77H81V79H80ZM93 79H92V78ZM97 77H99V78H97ZM135 77H130V82L133 80V78H135ZM148 77V78H147ZM153 77V78H152ZM159 77V76H158ZM183 77V78H182ZM236 77H238L237 79V81H236ZM243 77V78H242ZM254 77H255V75L253 76V79H254ZM69 79V82H70V84L71 85H69V83H68V79ZM89 78V79H88ZM103 78V79H102ZM111 78V79H110ZM119 80H117V79ZM121 78V79H120ZM124 78V79H123ZM160 77H159V79H161ZM165 78H167V79H165ZM249 78H246V79H248V80H250ZM61 79V80H60ZM67 79V80H66ZM71 79H72V82H74V83H71ZM80 79V80H79ZM132 79V80H131ZM148 80V82H147V80ZM150 79V80H151ZM158 79V80H159ZM252 79V78H251ZM45 82H44V81ZM78 80L80 81L78 84L81 86V89L79 90V88H80V86H77V83L75 84V82H78ZM117 80V81H116ZM126 80V81H127ZM43 81V82H42ZM59 81V82H58ZM114 81V82H113ZM253 81V80H252ZM52 82H51V84H52ZM57 82V83H56ZM64 82V83H63ZM90 82V83H91ZM111 82V83H110ZM113 82V83H112ZM116 82H118L117 83V85H116ZM137 82V83H138ZM142 82H145V83H143V84H145V85H143V84H141ZM234 82V83H235ZM45 83V84H44ZM61 83V84H60ZM83 83H85V82H83ZM86 83V84H87ZM89 83V84H90ZM50 84V83H49ZM58 86H57V85ZM63 84V85H62ZM89 84L87 85V86H84L83 88H85V87H88L89 86ZM112 84V85H111ZM124 84V83H123ZM148 86H147V85ZM179 84V83H178ZM177 84V85H178ZM238 83H236L235 85H237ZM46 85V86H45ZM75 85V88L73 87ZM90 85H92L93 86V84H90ZM94 85V86H95ZM121 83H120V87H121ZM125 85V84H124ZM123 85V86H124ZM127 85V84H126ZM140 85H143V86H140ZM54 86L56 87L57 86V88H58V90H57V92H61L60 94L59 93H57L56 94V92L54 91ZM62 86V87H61ZM69 86V87H68ZM72 86V87H71ZM91 86V87H92ZM98 86V85H97ZM96 86V87H97ZM122 86V87H123ZM127 86H129V85H127ZM127 86H124V87H126L127 88ZM147 88H145V87ZM144 87V88H143ZM151 87V86H150ZM173 87H175L173 90L175 91V89H176V87L178 88L177 90H176V92L179 90H182V89H180L181 87H183L182 85H179V87L178 86H173ZM239 87V86H238ZM65 88V90H63ZM67 88V89H66ZM117 88V90L116 91H118L119 90V93L121 92V93H123V90H124V92H125V88L123 89V88H119L118 89ZM75 89V90H74ZM77 89L79 90V91H77ZM88 89V91H87V93H86V90ZM107 88H105V89H103L102 88V90L103 91H101V94H102V92L104 93V92H106V93H104L102 96L104 97V99H106L108 96H107V94L109 95V91H111V90H108ZM240 89V88H239ZM243 89V88H242ZM55 90H56V88H55ZM61 90V91H60ZM105 90V91H104ZM148 90V91H147ZM54 91V92H53ZM65 91H66V93H65ZM33 92V93H32ZM38 95H36L35 93ZM183 92V91H182ZM47 93V94H46ZM75 93H79L77 96H76V94ZM28 94H30V95H28ZM49 94V95H48ZM31 95L32 96H34V98H31ZM41 95V96H40ZM62 95H63V97L64 98H62ZM80 95V96H79ZM105 95H106V97H105ZM28 96H30V98L28 97ZM42 97V98H40V97ZM47 96V97H46ZM50 96V97H49ZM101 96V97H102ZM25 97V98H24ZM26 97H27V99H26ZM46 97V98H45ZM58 97V98H57ZM60 97V98H59ZM3 98V99H2ZM21 98H23V99H25L24 101H26V100H28L27 102H29V105H30V102H32V103H34V101H35V103H36V105H35V103L34 104H32V105H30V106H27L26 104L27 103H25V105L27 106V110L29 111V112H31L32 110H34L33 112H35V111H40V108L39 107H44L45 105H47L48 106V108H47V106L45 107V109L47 108V110H51V112L53 111H55L54 113L52 112V114H55V113H59V114H57V119L55 120L56 122H57V125H59L58 126V129H56V131L58 130V133L57 134H59V136H61V137H70L69 139L70 140H74V141H69L68 142V144H70L69 146L67 145L66 146V151H64V152H66L67 153V151L71 154H67L66 155V153H64L63 152V147H64V145H66V141L63 143L62 141H64V138L62 139V140H60V139H58L57 141L55 140V142H57L56 144H58V143H60L61 142V146H58V145H56L55 144V142L54 143H51V142H53V140H51V141H49L48 139V143L49 144H47L46 145V143L45 142H41V145H43L45 148H49L48 150H50L52 147L54 148V151H53V153H52V151L50 152V151H47V149L44 151V149L42 148V146H40L38 149L40 150V148H42V150L43 151H39V150H37L36 148L37 147H35V143H31V142H29L27 139H24V138H20V134L18 133L19 131H18V129H20V127H21V125H20V127L18 128V123H17V121L15 120V118H13V117H11V116H14L13 114H11V109L13 108V106H15V107H17V108H19V109H22L23 108V110H25V108H26V106L23 104L24 102H23V99H21ZM29 98V99H28ZM50 98H52V99H50ZM22 100V101H19V100ZM34 99V100H33ZM38 101V103L36 102V100ZM44 99V100H43ZM49 100V102L48 101H45V100ZM56 99L58 100L59 99V101H56ZM2 100H3V102H2ZM14 100V101H13ZM30 100V101H29ZM40 100H42V101H40ZM62 100V101H61ZM101 100H102V98H101ZM12 101V102H11ZM19 102V104L20 105H18V103L17 102ZM50 101H56L55 103L54 102H51L50 103ZM99 101H100V98H99ZM23 102V103H22ZM46 102V104H44V103ZM62 102V103H61ZM101 102V104H102V102L104 103V101H100ZM11 103H12V105H11ZM15 103V105H13ZM49 105H48V104ZM59 103V104H58ZM41 104V105H40ZM43 104H44V106H43ZM55 104V105H54ZM60 104H61V106H60ZM22 105V106H21ZM35 105V106H34ZM40 105V106H39ZM82 105V104H81ZM102 105H104V104H102ZM151 105L152 104H150L149 106H150V108H151ZM12 106V107H11ZM52 106V107H51ZM83 106V105H82ZM33 108L31 111L29 110V108ZM106 107V106H105ZM39 108V109H38ZM54 108V109H53ZM104 108V107H103ZM107 108V107H106ZM106 108H104V110L106 109ZM109 108V107H108ZM107 108V109H108ZM56 109V110H55ZM97 109V108H96ZM95 109V111H97ZM105 110V112H108L109 110ZM99 110V109H98ZM112 110V109H111ZM93 111V110H92ZM7 112H10V118H11V120H9L10 118H9V114L7 115ZM33 112H31L32 114H33ZM65 112V111H64ZM110 112V111H109ZM36 113V112H35ZM38 113V112H37ZM94 113V112H93ZM67 114H65V115H67ZM94 114H99V112L97 113H94ZM61 115V116H62ZM64 115V116H65ZM82 115L83 116H85V117H82ZM87 116V117H86ZM79 117H81V118H79ZM9 118V119H8ZM82 118L84 119V120H82ZM87 118H89V120L86 119ZM81 119V120H80ZM193 119H195L194 117H193ZM9 120V121H8ZM77 120V121H76ZM86 120V121H85ZM88 121V122H87ZM14 122H16L17 124V126L15 125V123ZM20 123H22V122H20ZM64 123H65V121H64ZM72 124V125H71ZM85 124V125H84ZM23 125V124H22ZM14 126V127H13ZM73 126V127H72ZM83 128H82V127ZM222 125H220V127H221ZM12 127V128H11ZM61 127V128H60ZM67 127H69V129H67L66 131L64 130V129H66ZM71 127L74 129L75 127L76 128H78V129H74L73 131H70V129H71ZM197 127H199V126H197ZM201 127V126H200ZM216 127V126H215ZM218 127V126H217ZM217 127H216V130H217ZM222 127H224V126H222ZM219 128V132H222L223 130L225 131L226 129H225V127L224 128ZM17 128V129H16ZM57 128V127H56ZM60 128V129H59ZM41 129H43L44 131H46V129H45V127H41ZM220 129L222 130V131H220ZM72 130V129H71ZM77 132H79V134H73V133H76V131ZM117 130V129H116ZM60 131V132H59ZM68 131V132H67ZM69 131H70V133H69ZM120 131H122V130H120ZM119 131V132H120ZM124 131V130H123ZM126 131V130H125ZM72 132V133H71ZM60 133H62V134H60ZM115 133V132H114ZM117 134H118V132H116ZM120 134H123V132L121 133L120 132ZM72 135V136H71ZM121 136H123V135H121ZM120 136V137H121ZM73 137V138H72ZM89 137H91L92 138V136H89ZM105 141H106V144H107V142L109 143L110 142V140H108V138H106L105 137ZM182 139V138H181ZM180 139V140H181ZM176 140H178V142L180 141L179 139H176ZM68 141V140H67ZM2 142H4L3 144H2ZM181 142H182V140H181ZM180 142V143H181ZM43 143V144H42ZM175 143V142H174ZM180 143H178V144H180ZM183 143H185V140H184V142H182V144ZM39 145H40V143H38ZM64 144V145H63ZM105 142H104V147H102V146H98L99 147V151L98 150H96L98 153L99 152H101V153H103L104 152V150H105V148L106 147H108V149H106L107 151L108 150H110L109 151V153L107 154V152H106V155L103 153V155L101 154V153H99L100 155H102L104 158H106V159H108V160H110V161H116V160H119V158L121 157L120 155H119V153L117 154L116 152L118 151L116 148V150L114 149V148H110L109 149V145H107L106 147H105ZM177 143L175 144L176 146L178 145ZM36 145H37V143H36ZM51 145V146H50ZM53 145V146H52ZM72 145V146H71ZM181 145V144H180ZM56 146H58V147H56ZM90 146V145H89ZM57 149H56V148ZM62 147V148H61ZM91 148H93L92 147V145L90 146ZM98 147H96L95 146V148H98ZM101 147H102V149H101ZM114 147V146H113ZM175 147V146H174ZM33 148V151L34 150H36V151H34V152H32L31 151V149ZM35 148V149H34ZM59 148V149H58ZM95 148H93L94 149V151H95ZM104 148V149H103ZM118 149H119V147H117ZM72 149V150H71ZM89 149V148H88ZM112 149H114L113 151L115 152V154L114 153H111V151H112ZM31 151L32 153V155H33V158H32V156L30 157L32 160H38L39 162H40V164L41 165H38V167H35V168H33V166H30V168H29V166H25V167H23L22 165V167H20V168H17V167H15V166H13V168L11 167V168H5L4 167V165H3V160L4 159H6V158H8V157H12L13 159H18V160H20V154H22V156H24V158H22L21 160H24L25 159V154L24 153H26V151ZM51 150H53V149H51ZM58 150H60V151H58ZM69 150H71V152L69 151ZM90 150V149H89ZM102 150H103V152H102ZM145 150H147V149H145L144 148V150L143 151H145ZM93 150H91L90 152H92ZM38 152H39V154H38ZM43 154H42V153ZM147 152H148V150H147ZM28 153V152H27ZM40 153L44 156H42V155H40ZM63 153V154H62ZM81 153V154H80ZM29 154V156L31 155L30 153H28ZM27 154V155H28ZM35 154H37V156L38 157H36V155ZM48 154L50 155V156H48ZM58 156H57V155ZM147 153H145V155H146ZM52 155V156H51ZM54 155V156H53ZM56 155V156H55ZM85 155H87V153L85 154ZM99 155V156H100ZM111 155H112V157H111ZM115 155V156H114ZM120 156V157H118V156ZM164 155L165 154H163V157H164ZM69 156H73L72 158H69ZM113 156H114V158H113ZM36 157V158H35ZM78 157V158H77ZM82 157H83V155H82ZM101 157V156H100ZM117 157V158H116ZM38 158V159H37ZM76 158V159H75ZM87 158V157H86ZM102 158V157H101ZM165 161H166V159L168 158V156L167 155H165ZM56 159V160H55ZM78 159V160H77ZM82 159V160H81ZM122 159H124V158H122ZM40 160H42L43 161V164L41 163L42 161H40ZM51 160L54 162V165H53V163H51ZM59 160V161H58ZM61 160H63V162H62V164L64 165H62V167H61ZM120 160H121V158H120ZM168 160V159H167ZM50 161V162H49ZM55 161H57V164H58V162H60L58 165H56V163H55ZM65 161V162H64ZM66 161H68V162H66ZM70 161V162H69ZM73 161V162H72ZM46 162H48L49 164L47 165V164H45ZM73 164H72V163ZM65 163V164H64ZM69 163H71V164H69ZM80 163V164H79ZM81 163L85 166H83V165H81ZM79 164V165H78ZM81 166H83V168L81 167ZM110 167V166H109ZM94 168V169H93ZM141 168V169H140ZM46 169V170H47ZM124 169V168H123ZM129 169V170H130ZM103 170V171H104ZM126 170V169H125ZM95 171L97 172V173H95ZM102 171V170H101ZM119 171V170H118ZM127 172V171H126ZM199 172H202V171H199ZM199 172H197V173H199ZM48 173V172H47ZM123 175V174H122ZM200 176H204V177H208V175L206 176V175H204V173L202 172V175H201V173L199 174ZM199 175L198 174H195V176H198L199 177ZM124 176V175H123ZM127 176V175H126ZM17 177V179H18V177L21 179H18V180H20L19 182L20 183H22V184H20L21 185V191H19V190H17V189H11V185H10V182H11V180H14L15 178ZM36 180H35V179ZM202 178V177H201ZM203 179V178H202ZM206 179V178H205ZM29 181V182H27L26 183V181ZM32 180H35V182L34 181H32ZM63 184V185H64ZM63 185H61V186H63ZM73 185V186H72ZM36 186V187H37ZM72 186V187H71ZM64 187H65V185H64ZM68 187V188H69ZM68 188H64V190L65 189H68ZM69 188V190H71ZM75 188H74V190H75ZM62 189H63V187H62ZM81 190V191H80ZM134 190V191H133ZM62 191V190H61ZM77 190H76V192H78ZM135 191H136V193H135ZM65 192H66V190H65ZM103 192V193H104ZM135 193V195L133 194V193ZM90 193H92V195L90 194ZM108 193V192H107ZM52 194H53V192H52ZM55 194V196L57 195V193L55 192L54 193ZM85 194V195H84ZM128 197V198H127ZM130 198V199H129ZM0 199H6V197L4 196V195H2V194H0ZM125 200V202H127ZM1 201V200H0ZM131 201L129 202V203H131ZM24 204V205H25ZM121 204L120 203H113L112 202V200H109L108 202L106 201L105 202V206L107 207V209L108 208H110V207H118V206H120ZM200 205V204H199ZM113 218H116L115 216L113 217ZM253 224V223H252ZM258 222H256V223H254V225H245V224H241V225H236L235 226V228H233L234 230H231V232L229 233V234H227L225 237H224V240H225V242H227L228 241V238H233V237H236V238H240V237H242V236H246V234L248 235V236H251V235H253V234H257V237L259 238V241H260V244H261V247L259 248V249H257V252L256 253H258L259 255H262V254H264V230L262 229V228H260V229H258ZM63 228H65V227H63ZM63 228L61 227H56V226H54V227H51V235H55V236H59L61 233H62V231H64L63 230ZM209 228H212V227H209ZM7 228H6V225L5 224H3L2 223V220H1V218H0V236L5 232V230H6ZM109 225L108 224H103V225H100L99 227H97V228H95L94 230H91V232L90 233H88L87 231L86 232H81V230H80V232H76L74 235L72 234V237H70L69 238V240H68V242L67 243H65L66 245H58V246H55V247H53L52 248V251H51V255H52V257H54L55 259H58L59 260V262H58V264H69L68 262L69 261H71L72 263L71 264H163V262H162V255H163V252H162V249H161V247H160V243H161V240H163L162 238H160V237H157V238H154V239H150L149 240V238H147V237H145V238H141V240H140V243H138V244H136V246H135V248H134V250H133V252H130V250H128V249H126V247H125V244H124V241H123V239H119V238H116V239H112V238H110V237H108V235H107V232L109 231ZM50 231H49V233H50ZM116 231L117 232H119L120 230H119V228H117L116 229ZM72 232V231H71ZM63 233H65V231L63 232ZM66 234V233H65ZM61 236V235H60ZM128 238H131V239H134V235L133 234H129L128 236H127ZM56 238V237H55ZM148 243H150V244H148ZM228 244L227 245H229V248L230 249H233L235 246H236V243L234 242V241H230V242H227ZM159 247H160V249H159ZM254 250V249H253ZM220 253H222V252H220V251H217V250H214V251H211V255L214 257V259H216V258H218L219 257V254ZM212 264H219L217 261H214Z\"/></svg>",
    "mask_w": 264,
    "mask_h": 264
}]
</instances>
